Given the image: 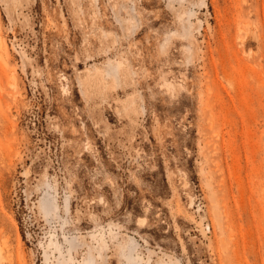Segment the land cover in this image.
Here are the masks:
<instances>
[{"label": "rangeland", "instance_id": "374dc122", "mask_svg": "<svg viewBox=\"0 0 264 264\" xmlns=\"http://www.w3.org/2000/svg\"><path fill=\"white\" fill-rule=\"evenodd\" d=\"M0 42V264H264V0H0Z\"/></svg>", "mask_w": 264, "mask_h": 264}, {"label": "bare ground", "instance_id": "6f19581e", "mask_svg": "<svg viewBox=\"0 0 264 264\" xmlns=\"http://www.w3.org/2000/svg\"><path fill=\"white\" fill-rule=\"evenodd\" d=\"M0 44H2L1 42H0ZM1 47V46H0ZM5 62V61H4ZM220 216V215H219ZM219 220V219H218Z\"/></svg>", "mask_w": 264, "mask_h": 264}]
</instances>
